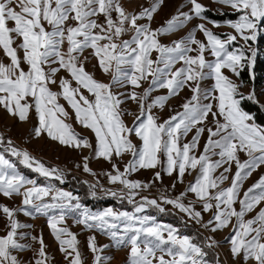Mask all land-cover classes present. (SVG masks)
<instances>
[{
  "label": "snow or ice",
  "instance_id": "6c2138e0",
  "mask_svg": "<svg viewBox=\"0 0 264 264\" xmlns=\"http://www.w3.org/2000/svg\"><path fill=\"white\" fill-rule=\"evenodd\" d=\"M162 2L155 0L139 13H130L120 0H0V49L10 59L7 65L0 62V106L20 121H25L34 107L39 121V126L34 129L35 136L46 132L50 139L62 145L91 148L86 138L78 137L71 125L64 122L68 113L58 103L62 96L73 109L76 122L95 134L97 158L111 162L113 156L131 155L132 159L123 171L112 163L115 174L109 173L108 179L109 183H119L127 189L128 203L134 206L133 212L111 208L89 211L71 192L52 184L38 186L36 181L21 175L15 164L0 153V194L5 197L19 195L23 205L16 209L0 206V211L7 217L6 234L0 236V264H20L13 252L27 247L18 242L23 234H18L17 230L30 225L17 222L15 213L18 211L29 216L48 217V226L69 264H83L76 236L58 225L63 223L67 214L74 212L80 217L76 223L101 231L117 248L128 247V264H209L204 249L215 248L217 241L208 237L202 247L194 243L193 238L180 235L175 227L156 223L151 216L139 215L146 206H154L160 212L164 208L147 197L136 202L134 197L138 192L135 190L147 189L149 184L132 181L128 176L139 169H154L157 165H161L168 175L177 172L181 180L189 170L197 171L186 192L195 195L201 211H197L191 201L183 203L186 192L175 199L164 198V202L212 232L228 227L235 217L234 234L229 239L232 257H242L244 264L249 261L264 264V208L253 218L244 219L264 201V175L239 199L243 182L264 165V128L251 123L253 117L240 106L245 98L258 103L255 93L245 97L239 92L240 85L223 71L226 69L239 76L245 65L248 68L253 66L257 50L249 41L255 42L264 32V0H215L239 14L237 19L225 21L235 34L225 33L222 38L205 23H199L171 45L161 44L157 37L183 28L194 18L206 20L207 9L198 0H188L191 5L188 12L178 11L164 26L152 29L150 22ZM101 15L104 21L98 23L94 17ZM70 20L75 21V26L68 24ZM141 20L149 23H138ZM209 22L214 27L220 26L215 21ZM197 31L203 33L207 43L196 39ZM128 32L132 33L131 37L123 39ZM16 39L21 43L14 48L12 45ZM65 42L66 51L62 49ZM89 48L101 71L111 73L110 83L95 80L85 70L87 57L84 61L80 57ZM20 50L23 51L22 58L18 55ZM153 51L158 53L155 60L152 59ZM193 52L196 55H190ZM206 53L213 59H207ZM177 63L181 67L173 70ZM22 64L27 65V71ZM62 69L75 81L76 87H72L69 79L61 77L58 82L60 92H53L49 85L57 83L55 77ZM149 77V87L142 95L135 91H113L114 86L140 88L141 82ZM208 79L213 85L202 87V82ZM185 87L192 95L181 105L182 111L158 123L152 109L162 108L170 97L178 95ZM159 88L167 89L168 94L146 103L150 92ZM81 89L94 99L85 96ZM121 97L139 105L140 114L135 117L133 127L126 126L121 119L120 105L124 103ZM209 116L211 126L207 123ZM193 129L195 133L191 140L181 144V138ZM205 131L207 141L197 156L194 150ZM132 134L141 141L139 147L130 139ZM0 143H3L2 138ZM4 151L40 175L64 182L61 170L46 168L27 151L18 150L10 140ZM241 152L248 157L243 162L238 155ZM161 156L165 159L162 160ZM212 156L219 159L212 160ZM233 162L236 172L230 186L221 187L228 179L225 173L230 171ZM83 167L84 171L90 172L86 162ZM221 167L224 171L214 176L213 173ZM155 178L160 179L161 173L156 172ZM95 187L90 186L93 196L96 195ZM109 194L117 196L114 191L109 190ZM237 200L239 211L233 207ZM202 212H212L207 223H202ZM38 242L40 248L35 264H46L48 256L43 239ZM88 247L94 254V264L111 259L99 255L102 249L96 246L95 237L89 238Z\"/></svg>",
  "mask_w": 264,
  "mask_h": 264
},
{
  "label": "rangeland",
  "instance_id": "374dc122",
  "mask_svg": "<svg viewBox=\"0 0 264 264\" xmlns=\"http://www.w3.org/2000/svg\"><path fill=\"white\" fill-rule=\"evenodd\" d=\"M155 0H120L121 5L125 8L126 11L130 13H139L143 8L150 7ZM203 6L206 7L207 11L205 12L206 20L201 21L198 18H194L188 22L183 28L177 29L176 31L169 33L167 35L158 36L157 39L163 45H171L173 41L179 40L185 37L197 24L205 23L206 26L211 29L215 34L221 35L232 32L234 30L226 26L225 21L235 20L238 18V13H235L229 6H225L215 2V0H198ZM183 6V7H182ZM191 8V5L188 3V0H163L160 8L156 13L153 14V19L150 22L152 29L160 28L164 26L166 22L171 19L172 16L176 15L178 11L188 12ZM115 13H113V18L115 19ZM97 19L98 23H103L104 17L98 16L94 17ZM209 21H215L218 27H214ZM138 23H149L147 20H141ZM68 24L75 26V21H68ZM264 25V22H262ZM11 27L12 24L10 23ZM47 27V25H45ZM264 32H261L255 42L249 41V44L252 48L257 50V56L264 55V44H258V39L263 35ZM132 33H126L122 38L129 39ZM196 39L201 40L202 42L207 43L206 38L203 33L197 31L195 34ZM21 43L20 39H16L12 47H17ZM64 51L67 50V43L62 46ZM92 50L86 49L81 55V61H84V57H87V61L84 62L85 70L93 76V78L102 83L111 82V73L105 74L101 71L97 59L91 54ZM18 55L22 58L23 51L20 50ZM158 53L155 51L152 52V59L155 60ZM190 55H196L195 52L190 53ZM206 58L211 60L213 59L209 53H206ZM254 60V61H255ZM0 62L4 64H9L10 59L5 55L2 49H0ZM254 65V63H253ZM25 71H27V65H21ZM181 67L180 63L174 65L175 68ZM246 69L249 73V77L241 79V71ZM253 66L248 68L246 65L240 69L239 76L229 72L228 70H223L225 75H228L233 82L240 85L239 92L245 97L247 94L254 92L258 100L254 102L248 99L241 100V108L243 111L249 113L253 120L251 123H255L258 127L264 128V122H260L256 118L257 109L253 106L260 108V117H264V81L261 84H255L253 82ZM64 77L71 81L72 87H76L74 80H71L70 75L63 69L56 75V84H50L49 87L53 92H60L59 88V79ZM148 80L142 81L140 88H133L132 86H127L125 88L113 87L114 92H123L128 93L135 91L136 93L142 95L144 89L149 87ZM213 85L211 79L205 80L202 82V87L210 88ZM83 94L89 99H94L90 94L81 89ZM167 89L159 88L154 91H151L146 103H151L152 100L157 96L167 95ZM192 95L191 91L187 87L183 88L178 95L170 97L164 106L154 107L152 113L158 117V123H162L167 120L171 115H174L178 111H182L181 105ZM124 99V103L120 105L121 108V119L124 124L128 127H133L135 117L140 114V108L138 103L133 102L130 99ZM31 103V98H29ZM58 103L62 105L68 113L67 119L64 120L65 123L71 125V130L77 134L80 138H86L91 145V148L86 147H69L66 145L60 144L58 141H53L47 135V133H42L41 136H35L34 129L39 126V121L34 107L30 109L28 118L25 121H20L18 117L10 115L2 106H0V138H2L3 143H0V153L4 154L7 159L15 164L16 170L26 178L36 181L38 186H47L48 184L55 185L56 188L62 189L64 191L71 192L74 196L79 198V202L83 208H87L92 212H99L105 209L111 208L115 211H128L133 212L134 206L128 203L127 200V189H124L119 183H109L108 174H115L112 169V163H115L120 171H123L127 162L132 159L130 154L125 153L122 157L113 156L112 161H106L103 158H97L95 155L96 148V138L95 134L91 129L83 127L81 124L76 122L75 113L73 109L68 105L67 101L60 96L58 98ZM61 119H64L61 117ZM208 125H212L211 116L208 118ZM195 129L190 132L186 137H182L180 143H187L191 140L192 135H194ZM208 133L205 131L200 138L197 148L194 150V154L199 156L203 151V146L207 141ZM132 142L139 147L141 141L132 134L130 136ZM12 142L18 150L27 151L32 157L37 161L42 163L46 168L52 169L56 168L63 172V180L61 183L59 180H56L54 177H44L39 173L33 171L32 169L26 167L20 163V160L16 157L11 156L9 153L5 152L4 149L7 147L8 141ZM241 162L248 159L245 153L241 152L238 154ZM87 158V160H85ZM161 159L165 158L161 156ZM212 160L219 159L218 156H212ZM85 162L88 164L90 172L84 171ZM228 167V165H224ZM224 167L218 168L213 175L219 176L223 171ZM160 172L161 178L156 179L155 173ZM236 172V165L233 162L230 167V171L225 173L228 177L227 180L223 182L221 187L230 186L232 177ZM197 171L189 170L186 172L182 180L178 178V173L174 172L172 175H168L163 171L161 165H157L154 169H139L136 172L128 176V179L132 181H139L142 184H149L147 189H137L138 195L134 197L136 202H140L141 197H147L148 199L156 200L160 207L164 208L163 212H160L158 208L154 206H146L145 211L139 215H148L155 219L156 223L162 225H171L178 229V232L182 236H189L193 238V242L201 245L205 244L208 237H211L218 242L217 246L212 249L205 248L204 250L208 253L206 259L209 264H226L224 262V255L228 260V264H244L242 257L233 258L230 252V243L229 239L233 233V224H235V217L232 218V222L226 228L212 232L209 229L202 227L201 224L196 223V221L191 220L185 213L180 212L178 209L173 207L171 204L164 202V198L175 199L182 192H186V189L190 183H193L195 177L197 176ZM264 175V165L257 168L252 174L243 182L239 192V199H242L244 192L251 187L260 176ZM79 182L83 183L87 187V194L81 195L77 190L72 189L74 183ZM69 184V185H68ZM95 185L96 195H91L93 189L90 186ZM31 185H29L30 187ZM78 186V185H77ZM110 191L117 193V196L113 197L109 194ZM214 191V190H213ZM123 197V198H122ZM115 199L116 204L109 206H96L92 207L90 204H87L86 201H91L93 204L99 199ZM48 199V198H46ZM192 202L197 211H201V205L196 202V197L192 193H187L183 198V203L188 204ZM75 203V201H73ZM0 206H7L9 209H16L18 207H23L22 197L19 195H13L11 197H5L0 194ZM233 207L239 211L240 204L237 202ZM261 208H264V201L258 204L251 212L247 213L244 217L245 220L251 219L259 212ZM57 213H50L49 215H54ZM170 215L176 219L175 225L173 222L168 223V217ZM212 217V212L204 213L202 212V223H207V221ZM79 214L69 213L66 215L62 224L58 227H66L71 233L76 236L77 240V249L81 254L83 264H94V254L88 247V242L90 237H95V244L98 248H101L102 251L99 253L102 257H111L110 260H102L101 264H128V247L117 248L114 246V242L110 239L109 236L105 235L99 230L89 229L83 224L76 223V220L79 219ZM15 219L20 225H30V227H21L17 230L18 234H23V238H18V242L26 245L27 247L22 251H14L13 255L18 257L20 264H35V260L38 258L37 253L40 248L39 239H43L45 245V252L48 256L46 264H69V261L65 259L64 253L60 251L59 242L56 240L55 236L52 234V230L48 226V217L43 215H25L22 211L15 213ZM6 225L7 217L0 211V236L6 234ZM33 237L37 239H33ZM67 238V237H65ZM229 244V246L227 245ZM108 245V247H104ZM167 258V257H166ZM223 262H222V261ZM248 264H254L253 261H249Z\"/></svg>",
  "mask_w": 264,
  "mask_h": 264
},
{
  "label": "trees",
  "instance_id": "16d2710c",
  "mask_svg": "<svg viewBox=\"0 0 264 264\" xmlns=\"http://www.w3.org/2000/svg\"><path fill=\"white\" fill-rule=\"evenodd\" d=\"M258 44H264V34L261 35V37L258 39ZM252 70H253V76H252L253 77V82L255 84H261L264 81V55L263 56H258L256 58V60L254 61V65H253ZM247 77H249V73L244 68L241 71L240 78L244 79V78H247ZM253 108L257 109V114H256L257 120L260 121V122H264V117H260V112H261L260 108L256 107V106H253ZM73 183H74L73 184L74 187L71 186L72 189L77 190V192H79L81 195L88 193V191H87L88 189L83 183H79V182H75V181H73ZM90 202L91 201H86V203L90 204L92 207H96V206L101 207V206H109V205H112V204H116L115 199L113 200V199H110V198L99 199V200L95 201L93 204H91ZM176 219H174L170 215V217H168L167 222L168 223L173 222L175 225H177V223H175Z\"/></svg>",
  "mask_w": 264,
  "mask_h": 264
},
{
  "label": "crops",
  "instance_id": "0c3cea01",
  "mask_svg": "<svg viewBox=\"0 0 264 264\" xmlns=\"http://www.w3.org/2000/svg\"><path fill=\"white\" fill-rule=\"evenodd\" d=\"M228 246H229V244H227ZM224 262L226 263V264H228L229 262H228V260H227V258L225 257V255H224ZM222 261V260H221ZM223 262V261H222Z\"/></svg>",
  "mask_w": 264,
  "mask_h": 264
}]
</instances>
